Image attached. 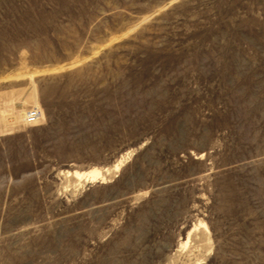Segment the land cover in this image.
Segmentation results:
<instances>
[{"label":"rangeland","instance_id":"374dc122","mask_svg":"<svg viewBox=\"0 0 264 264\" xmlns=\"http://www.w3.org/2000/svg\"><path fill=\"white\" fill-rule=\"evenodd\" d=\"M0 264H264V0H0Z\"/></svg>","mask_w":264,"mask_h":264},{"label":"bare ground","instance_id":"6f19581e","mask_svg":"<svg viewBox=\"0 0 264 264\" xmlns=\"http://www.w3.org/2000/svg\"><path fill=\"white\" fill-rule=\"evenodd\" d=\"M74 175L80 178V180L82 179L83 181H86V182H93V181L104 179L103 173L98 169H91V170L84 171V172H74Z\"/></svg>","mask_w":264,"mask_h":264},{"label":"built area","instance_id":"2783aa9c","mask_svg":"<svg viewBox=\"0 0 264 264\" xmlns=\"http://www.w3.org/2000/svg\"><path fill=\"white\" fill-rule=\"evenodd\" d=\"M39 110L38 109H31L27 112L26 117H25V122L28 125H33L36 124L38 122L39 119Z\"/></svg>","mask_w":264,"mask_h":264}]
</instances>
